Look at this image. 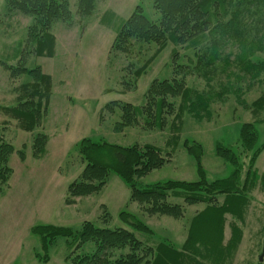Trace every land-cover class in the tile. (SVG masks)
<instances>
[{
	"label": "rangeland",
	"instance_id": "1",
	"mask_svg": "<svg viewBox=\"0 0 264 264\" xmlns=\"http://www.w3.org/2000/svg\"><path fill=\"white\" fill-rule=\"evenodd\" d=\"M67 1L71 19L52 24L53 54L41 56L33 51L29 40L31 16L10 9L5 0H0V104L13 105L18 85L29 80L26 75L10 76L6 65L40 66L50 75L52 85L48 105L32 132L17 127L16 121L0 110V136L14 146L8 163L12 173L0 190V264H44L36 257L37 252L44 253L39 237L30 231L35 224L79 229L83 221L89 220L100 227L129 228L119 218L123 210L147 223L159 238L181 245L187 237L188 223L202 208L201 204L184 205L180 218L149 215L143 206L130 200V189L114 172L99 191L71 197L72 203H66L68 186L78 179L84 167L77 142L90 137L121 146L150 143L158 147L168 160L140 179V185L144 186L169 179L196 180V161L183 144L185 140L195 141L202 146L201 163L207 178H223L232 166L217 156L215 143L238 150L240 127L243 122L255 119L252 103L264 91L263 72L250 77L237 65V59L244 54L250 59L264 60V20L247 23L246 36L254 37L245 53L237 43L220 46L221 56L215 68L210 74L201 75L187 67L178 69L177 65L192 66L196 60L194 50L185 45L169 42L148 65L146 60L155 51V43L134 42L128 52L112 49L117 29L136 5L142 4L148 17L158 16L149 0H94L89 13L78 12V0ZM249 19H244L245 27ZM173 49L178 52L175 59ZM137 68L143 71L139 75ZM174 76L183 77L185 86L191 90V100H196L199 94L210 98L209 112L208 109L203 112L207 115L202 119L188 112L176 118L181 97H168L173 112L163 113V125L159 127L158 117H147L141 106L154 79ZM114 102L138 107V121L120 129L122 108L106 107ZM255 127L260 145L264 143V122H255ZM39 132L45 133L48 140L44 156L35 158L31 145L33 136ZM22 147L26 149L24 160L17 153ZM241 157L242 164H246L245 155ZM255 166L264 175V149ZM251 195L252 206L244 220L237 221L243 232L232 264H259L264 242V186L257 185ZM172 201L182 203L180 199ZM105 212L109 214L107 222L103 220ZM229 231L228 228L227 235ZM47 251L50 258L47 264H67L65 237H57ZM260 264H264V255Z\"/></svg>",
	"mask_w": 264,
	"mask_h": 264
},
{
	"label": "trees",
	"instance_id": "2",
	"mask_svg": "<svg viewBox=\"0 0 264 264\" xmlns=\"http://www.w3.org/2000/svg\"><path fill=\"white\" fill-rule=\"evenodd\" d=\"M149 1L158 16L150 18L144 13L142 4L136 5L117 29L112 49L128 52L134 42L155 43V51L146 60L148 65L169 42L175 46L185 45V48L194 50L196 60L192 66L184 63L177 65L178 69L182 71L187 67L191 72L201 75L210 74L215 68V62L221 56L220 46L223 48L237 43L245 53L247 44L252 43L254 37L249 39L246 36L247 23H252V20L262 23L264 20V0ZM5 2L10 9L31 16L28 35L33 51L41 56L52 55L54 36L50 29L57 20L71 19L68 1ZM77 7L78 12L89 13L94 7V0H78ZM245 18L249 19L246 27ZM206 42H209L208 45H205ZM177 56V49H173L172 57L175 59ZM237 62L250 77L264 73V60L250 59L244 54ZM6 66L10 69V76L26 75L29 80H23L18 85L14 104H0V110L13 118L17 127L32 132L48 105L51 77L40 66ZM141 71L140 68L136 69L138 75ZM190 93L182 76L154 79L148 86L142 111L151 119L158 117L159 127H162L163 113L173 112L168 97L180 96V105L174 117L180 119L181 113L188 112L202 119L203 115H207L203 112L209 108L210 98L199 94L196 100H191ZM252 104V116L255 119L242 123L238 150L215 143L217 156L229 163L232 169L226 177L213 180L206 176L201 163L202 146L195 141L185 140L183 144L196 161V180L169 179L141 186L140 179L144 175L168 160L158 147L150 143L121 146L94 141L90 137L81 138L76 148L84 167L78 179L69 184L66 203H72L71 197L87 196L99 191L107 183L109 174L114 172L130 189V200L143 206L149 215L180 218L184 215V205L201 204L202 208L190 219L185 242L179 246L166 238H159L152 227L124 210L119 212V218L129 228L100 227L89 220L83 221L79 229L48 223L35 224L30 231L39 237L44 249V253H36L38 261L47 264L50 260L47 251L49 245L57 237H65L67 264H232L243 232L237 221L242 222L246 211L252 206L251 191L259 184L264 186V175L259 174L255 166L258 155L264 149V143L257 145L258 132L255 127V122H264V91ZM113 105L122 108V120L118 122L120 129L138 121V107L117 102L109 103L106 107L112 109ZM47 140L43 132L33 136L31 147L35 158L44 156ZM13 151L14 146L0 136V190L12 173L8 163ZM17 153L19 158L25 159V147L17 150ZM242 154L247 159L246 164H242ZM174 199H180L182 203L173 202ZM108 218L109 214L105 212L103 220L107 222ZM228 228L229 236L226 234ZM257 231L260 236L261 228Z\"/></svg>",
	"mask_w": 264,
	"mask_h": 264
},
{
	"label": "water",
	"instance_id": "3",
	"mask_svg": "<svg viewBox=\"0 0 264 264\" xmlns=\"http://www.w3.org/2000/svg\"><path fill=\"white\" fill-rule=\"evenodd\" d=\"M263 255H264V242H263V246H262L261 254H260V256H259V260H260V261L262 260Z\"/></svg>",
	"mask_w": 264,
	"mask_h": 264
}]
</instances>
